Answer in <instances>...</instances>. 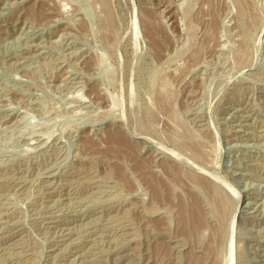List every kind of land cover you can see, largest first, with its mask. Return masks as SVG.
Here are the masks:
<instances>
[{"label":"rangeland","instance_id":"374dc122","mask_svg":"<svg viewBox=\"0 0 264 264\" xmlns=\"http://www.w3.org/2000/svg\"><path fill=\"white\" fill-rule=\"evenodd\" d=\"M0 264H264V0H0Z\"/></svg>","mask_w":264,"mask_h":264},{"label":"bare ground","instance_id":"6f19581e","mask_svg":"<svg viewBox=\"0 0 264 264\" xmlns=\"http://www.w3.org/2000/svg\"><path fill=\"white\" fill-rule=\"evenodd\" d=\"M33 12H34V11H33ZM35 12H36V10H35ZM36 14H38V13H35L34 15H36ZM38 15H40V13H39ZM107 17H108V16H107ZM108 18H109V17H108ZM109 21H110V20H109ZM110 22H111V21H110ZM108 24H110V23H107V25H108ZM104 27H105V26H104ZM106 27H107V26H106ZM109 30H110V29H109ZM113 135H114V134H113ZM116 135H119V134L116 133V134L114 135V138L117 137L116 139H118V136H116ZM119 136L121 137V135H119ZM112 137H113V136H112ZM110 138H111V137H110ZM116 139H115V140H116ZM120 140H121L120 142L123 141L122 139H120ZM123 145L125 146V143H124ZM115 146H116V145H115ZM121 146H122V145H121ZM125 147H126V146H125ZM125 147H124V148H125ZM124 148H123V149H124ZM126 148H127V147H126ZM131 148H132V147H131ZM128 152H129V151H128ZM189 213H190V212H189ZM196 213H197V212H196ZM197 215H198V214H197ZM194 216H195V215H194ZM198 221H199V220H198ZM198 223H199V222H198Z\"/></svg>","mask_w":264,"mask_h":264}]
</instances>
